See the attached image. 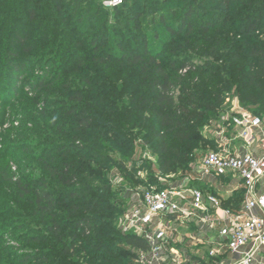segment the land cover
I'll use <instances>...</instances> for the list:
<instances>
[{
	"label": "trees",
	"instance_id": "trees-1",
	"mask_svg": "<svg viewBox=\"0 0 264 264\" xmlns=\"http://www.w3.org/2000/svg\"><path fill=\"white\" fill-rule=\"evenodd\" d=\"M174 1L124 0L110 22L101 0H0V264L135 262L149 244L121 229L130 204L115 180L145 182L129 165L138 139L178 177L226 94L264 117V0ZM157 18L161 47L138 45Z\"/></svg>",
	"mask_w": 264,
	"mask_h": 264
},
{
	"label": "built area",
	"instance_id": "built-area-1",
	"mask_svg": "<svg viewBox=\"0 0 264 264\" xmlns=\"http://www.w3.org/2000/svg\"><path fill=\"white\" fill-rule=\"evenodd\" d=\"M123 2L101 0L108 10ZM237 122L235 137L217 133V148L207 153L198 176L218 192L242 190L240 208L224 206L218 192L208 189H145L121 223L123 231L149 244L147 251H138V264L185 263L179 248L171 246L174 222L194 224L197 232L190 238L209 246V262L198 264H264V117L244 112Z\"/></svg>",
	"mask_w": 264,
	"mask_h": 264
},
{
	"label": "rangeland",
	"instance_id": "rangeland-1",
	"mask_svg": "<svg viewBox=\"0 0 264 264\" xmlns=\"http://www.w3.org/2000/svg\"><path fill=\"white\" fill-rule=\"evenodd\" d=\"M170 6L174 5L177 8L181 5H178L177 1L171 0ZM216 6V5H215ZM168 6H165L164 8L167 9ZM136 8L138 9H142L140 6H137ZM106 9V8H105ZM102 11L103 13H107L109 18H110V22L114 21V19L116 18V11L112 10H105ZM107 11V12H105ZM127 9L123 10V13L120 16L121 21L123 20L122 17L124 15V12H126ZM145 14L143 15L144 18L148 17L146 16V12L144 11V9L142 10ZM212 10H210V8L207 7V9H202V13H206L209 16H212ZM23 13V12H22ZM158 13V12H157ZM22 15V14H21ZM76 17V16H75ZM144 21V20H143ZM13 25V22L9 23L7 25L8 30L10 29V27ZM122 28H124V25H121ZM22 28L20 29H25L26 28V24L23 26H21ZM19 27H16V29H18ZM90 31V30H89ZM141 39L137 40V44L141 45V41L142 38H146L145 40L147 41L148 47L156 50L158 49L161 44L162 39H164L165 36V27L162 25V23L159 22V19L157 18L156 22L154 24H152L151 26H147L143 23V25L141 26V28L138 30ZM9 31H7L8 33ZM129 32L128 30H125V34L127 35ZM156 34H158V37L156 38ZM180 38H182L181 36H179L177 39L180 40ZM158 39V40H156ZM134 38H132L131 40V45L134 43ZM86 44H88L86 42ZM143 51V50H142ZM166 53H168L166 51ZM166 55V54H165ZM192 56V60L194 62L197 63H203L205 59H201V58H197L196 56L189 54ZM161 60L165 63V58L164 56H162ZM166 67H168V65H166ZM169 68V67H168ZM138 68H130L127 69L125 72L122 71L121 68H116L113 69L112 72L108 73V76L113 73L114 75L116 74L117 77H119L118 79L120 80V78L124 79V81H127V79L129 77H135V74H137ZM29 74H27L28 76ZM26 79V78H25ZM139 80V76H137L135 78V81L137 82ZM24 81V79H23ZM23 83H21L20 85V89H22ZM2 87L3 90L1 91V93L5 96L4 99L7 100V93L9 92V88L13 87V83L9 80H3L2 81ZM178 95V91H176V96ZM224 103L222 108L220 109L221 111H219V115L218 116H214L213 118H207V122L203 125L202 129L200 130L201 134L203 135V137L205 138V141L203 139L199 140V139H194L195 141V145L192 148L193 151V160L190 161V164L192 166L189 167L188 170H182L180 171V174L178 177H175L174 175H163L160 174V172L158 171V166H157V156L154 155L151 151V149L148 148H144L142 141L138 139V147L136 149V155H135V163L133 164H129L130 167L133 166L136 168L137 170V175L140 177V180H144V183H137L134 188H131L129 184H127L126 182H124L121 178H119V176H117V179L115 180L116 184L121 187L122 185H125L126 188L124 189L126 196L130 195L132 193H136V194H142V192L146 189L147 182H152L153 181H157L158 184H161L163 187H168V188H202V189H208L210 190V186H207L205 183L203 184L202 180L199 178L198 173H200L202 171L200 165L203 162L205 156L207 155L208 152L213 151L217 148L218 145V132L222 131L226 136L229 137H235L239 132L240 129L238 127V122L237 120L241 117L242 113L244 112H249L248 110L244 109L243 107H241L240 103H239V99L237 96H235L233 93H228L225 95L224 97ZM9 101V100H7ZM14 102L12 101L11 104H13ZM253 115V114H252ZM151 114H149L148 117H150ZM153 121V120H152ZM146 129V128H145ZM203 140V141H202ZM197 143V145H196ZM153 177V178H152ZM150 188V187H147ZM225 198L227 199L228 197L225 196ZM130 203V202H129ZM179 226H181L180 229L186 230V232H192V226L190 227L189 225L186 224H179ZM187 239H185L184 241H186V243H189L190 240H188V237H185ZM183 257V255H182ZM184 259V258H183ZM131 264H138L136 261H131Z\"/></svg>",
	"mask_w": 264,
	"mask_h": 264
},
{
	"label": "crops",
	"instance_id": "crops-1",
	"mask_svg": "<svg viewBox=\"0 0 264 264\" xmlns=\"http://www.w3.org/2000/svg\"><path fill=\"white\" fill-rule=\"evenodd\" d=\"M203 184L205 183L207 186H210V190L218 192L217 188L215 187V185L213 186L212 184H207L205 181H203ZM219 196H221L222 199H226L225 196H227L228 198L231 197V194H227L224 192H218ZM128 200H129V204L130 206L135 205L136 203H139L140 201V197L138 194L136 193H132L130 195H127ZM169 219H173V217H170ZM190 227L192 226L193 230L192 232H186V230L180 229L181 226H179L176 222L173 223V227L176 228V230L173 233V239H172V243L171 246L177 247L179 248V250L181 251V254L183 255V260H185L184 264H198L199 262L202 263H207L209 262V257H208V249L209 246L207 245V243H198L197 241L193 240L190 238V235L194 234L195 232H197V228L195 227L194 224H187ZM216 233V232H215ZM206 234V233H205ZM185 237H188V240H190L189 243H186V241H184Z\"/></svg>",
	"mask_w": 264,
	"mask_h": 264
}]
</instances>
